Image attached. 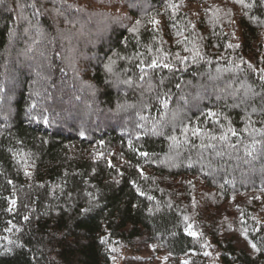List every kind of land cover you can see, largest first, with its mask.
Returning a JSON list of instances; mask_svg holds the SVG:
<instances>
[{
	"label": "trees",
	"instance_id": "obj_1",
	"mask_svg": "<svg viewBox=\"0 0 264 264\" xmlns=\"http://www.w3.org/2000/svg\"><path fill=\"white\" fill-rule=\"evenodd\" d=\"M261 76L264 0H3L0 264H264Z\"/></svg>",
	"mask_w": 264,
	"mask_h": 264
},
{
	"label": "rangeland",
	"instance_id": "obj_2",
	"mask_svg": "<svg viewBox=\"0 0 264 264\" xmlns=\"http://www.w3.org/2000/svg\"><path fill=\"white\" fill-rule=\"evenodd\" d=\"M134 250V249H133ZM188 264L187 256L175 258L166 251L154 247H138L134 251L126 250L117 259L116 264Z\"/></svg>",
	"mask_w": 264,
	"mask_h": 264
},
{
	"label": "snow or ice",
	"instance_id": "obj_3",
	"mask_svg": "<svg viewBox=\"0 0 264 264\" xmlns=\"http://www.w3.org/2000/svg\"><path fill=\"white\" fill-rule=\"evenodd\" d=\"M237 2L238 3H243V0H237ZM0 3H3V0H0ZM245 7H252V5L251 4H247V5H245ZM153 24H156V23H158V21H156V20H153V21H151ZM133 31H135V29H133ZM229 47H235L234 45H229ZM152 65H156V61L155 60H153L152 61ZM158 66V65H157ZM164 67H171L169 64H164ZM249 67H251V65H249ZM106 68L108 69V71H111V67L109 66V65H106ZM261 79H264V76H261ZM126 83H127V81H126ZM211 115H213V116H215L216 114L215 113H211ZM248 129L246 128L245 129V131H247ZM184 131L185 132H187L188 131V129L187 128H185L184 129ZM229 131L230 132H232L234 135L236 134V132H235V130L234 129H229ZM200 132V129L199 128H196V129H193V135H196V134H198ZM225 137H221V139H224ZM170 139H172L173 140V142H177V138L176 137H170ZM256 143H259L258 141H254L253 142V147L255 146V144ZM141 155H146V153H142ZM27 174V173H26ZM143 194V193H142ZM13 203H15L14 201H13ZM9 231H10V229H9ZM252 247L253 248H256V245L255 244H253L252 245Z\"/></svg>",
	"mask_w": 264,
	"mask_h": 264
}]
</instances>
